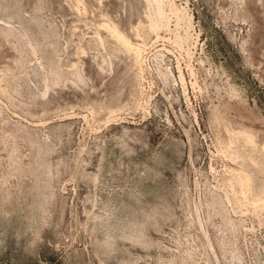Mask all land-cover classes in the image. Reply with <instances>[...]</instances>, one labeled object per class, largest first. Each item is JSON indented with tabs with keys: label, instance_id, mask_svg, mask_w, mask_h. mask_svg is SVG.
Segmentation results:
<instances>
[{
	"label": "rangeland",
	"instance_id": "rangeland-1",
	"mask_svg": "<svg viewBox=\"0 0 264 264\" xmlns=\"http://www.w3.org/2000/svg\"><path fill=\"white\" fill-rule=\"evenodd\" d=\"M0 264H264V0H0Z\"/></svg>",
	"mask_w": 264,
	"mask_h": 264
},
{
	"label": "bare ground",
	"instance_id": "bare-ground-1",
	"mask_svg": "<svg viewBox=\"0 0 264 264\" xmlns=\"http://www.w3.org/2000/svg\"><path fill=\"white\" fill-rule=\"evenodd\" d=\"M117 29V28H116ZM113 30V29H112ZM141 30V29H140ZM115 34L114 35H116L117 37H119V39H121V38H123L124 39V37H123V35L121 34V32H119V31H117V30H115ZM140 33H141V31H140ZM141 34H143V32L141 33ZM141 36H144V35H141ZM143 38V37H142ZM122 40V39H121ZM124 41V40H123ZM122 42V41H121ZM123 43H127V42H123ZM126 45H128V44H126ZM130 45V44H129ZM125 46V45H124ZM132 49V48H131ZM135 50V49H134ZM140 51V50H139ZM248 137V136H247ZM250 137V136H249ZM250 177H248V182H249V184H250ZM243 187H244V185H243Z\"/></svg>",
	"mask_w": 264,
	"mask_h": 264
}]
</instances>
